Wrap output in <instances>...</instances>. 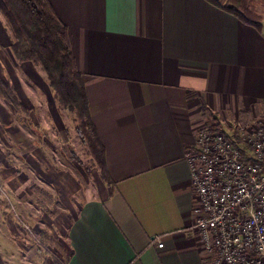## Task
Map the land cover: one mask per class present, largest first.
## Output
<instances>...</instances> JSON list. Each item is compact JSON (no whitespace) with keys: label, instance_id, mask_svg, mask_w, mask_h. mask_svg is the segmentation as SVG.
<instances>
[{"label":"crops","instance_id":"obj_1","mask_svg":"<svg viewBox=\"0 0 264 264\" xmlns=\"http://www.w3.org/2000/svg\"><path fill=\"white\" fill-rule=\"evenodd\" d=\"M48 1L68 29L107 171L73 211L59 264H212L192 229L184 156L201 128L228 129L227 112L264 114V0H252L262 30L210 0Z\"/></svg>","mask_w":264,"mask_h":264},{"label":"rangeland","instance_id":"obj_2","mask_svg":"<svg viewBox=\"0 0 264 264\" xmlns=\"http://www.w3.org/2000/svg\"><path fill=\"white\" fill-rule=\"evenodd\" d=\"M12 35L0 12V64L42 136L0 97V254L7 264H59L73 211L87 191L95 196L103 176L75 113L59 104L40 65L16 59ZM227 113L230 132L244 113Z\"/></svg>","mask_w":264,"mask_h":264},{"label":"built area","instance_id":"obj_3","mask_svg":"<svg viewBox=\"0 0 264 264\" xmlns=\"http://www.w3.org/2000/svg\"><path fill=\"white\" fill-rule=\"evenodd\" d=\"M232 128L205 126L186 149L197 196L192 229L212 264H264V114H247Z\"/></svg>","mask_w":264,"mask_h":264},{"label":"trees","instance_id":"obj_4","mask_svg":"<svg viewBox=\"0 0 264 264\" xmlns=\"http://www.w3.org/2000/svg\"><path fill=\"white\" fill-rule=\"evenodd\" d=\"M210 1L244 23L262 30L263 18L252 5V0ZM0 12L10 25L14 39L11 48L16 59L43 68L59 104L75 113L82 139L89 146L93 159L106 179L104 148L92 122L83 75L77 69L67 27L48 0H0ZM0 97L24 112V121H28L33 132L42 136L38 127L31 122L32 111L19 100L1 64ZM0 264H7L1 254Z\"/></svg>","mask_w":264,"mask_h":264},{"label":"water","instance_id":"obj_5","mask_svg":"<svg viewBox=\"0 0 264 264\" xmlns=\"http://www.w3.org/2000/svg\"><path fill=\"white\" fill-rule=\"evenodd\" d=\"M214 1L219 2V1H221V0H214Z\"/></svg>","mask_w":264,"mask_h":264}]
</instances>
